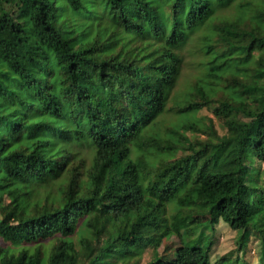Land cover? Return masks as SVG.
<instances>
[{
	"label": "trees",
	"instance_id": "trees-1",
	"mask_svg": "<svg viewBox=\"0 0 264 264\" xmlns=\"http://www.w3.org/2000/svg\"><path fill=\"white\" fill-rule=\"evenodd\" d=\"M252 236L264 264V0H0V264H252Z\"/></svg>",
	"mask_w": 264,
	"mask_h": 264
},
{
	"label": "rangeland",
	"instance_id": "rangeland-1",
	"mask_svg": "<svg viewBox=\"0 0 264 264\" xmlns=\"http://www.w3.org/2000/svg\"><path fill=\"white\" fill-rule=\"evenodd\" d=\"M234 13L235 10L234 8H230L229 10H226V13ZM198 46L199 44L196 45L195 40L191 41L190 43L187 44V47L184 50V53L186 55L185 61L183 64V69H182V74L181 77L179 78V82L177 85L178 90H184L188 84L191 83V81L194 79V76H196L200 72V59L203 56L202 52L198 51ZM171 100V99H170ZM171 102V101H170ZM198 116H203L205 120H209L208 116L212 117L214 120V123L218 130L222 132L223 125L222 121L214 115L212 110L210 108L204 107L199 110ZM204 219L202 217H196L193 220H185L182 221L181 223H178L175 226V229L178 230L180 227L184 226H193L196 223H201L203 222ZM177 233V232H176ZM207 234L211 236L210 230L207 231ZM237 234L238 232L234 229H232L229 224L220 221L217 225V231L214 235V237H210L208 241H205V243H208L212 239V243L209 249V255L212 260L216 259L219 256H222L224 254H232L233 256L235 255L236 251V240H237ZM175 234L169 239L165 238L163 240V243L160 247V251L164 248L166 243L173 242L176 245L179 243V238H177ZM171 244V243H170ZM232 252V253H231ZM153 253L150 249H148L141 260V264H145L147 260L152 258ZM259 241L255 236H252L250 239V247L249 251L247 253V258L252 262V264H257L259 260Z\"/></svg>",
	"mask_w": 264,
	"mask_h": 264
}]
</instances>
